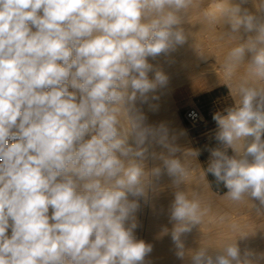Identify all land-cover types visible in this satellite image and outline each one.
<instances>
[{
	"label": "clouds",
	"instance_id": "obj_1",
	"mask_svg": "<svg viewBox=\"0 0 264 264\" xmlns=\"http://www.w3.org/2000/svg\"><path fill=\"white\" fill-rule=\"evenodd\" d=\"M192 2L0 0V264H143L152 246L134 236L139 204L129 196L145 194L149 136L168 148L160 159L177 188L187 171L174 158L179 149L165 143L167 130L145 126L135 106L168 85L162 71L149 78L148 58L185 42L179 25ZM244 3L225 15L233 33L255 35L229 51L226 79L250 58L230 89L234 104L212 115L222 147L209 150L207 172L231 200L251 196L264 206V6L252 14ZM208 211L174 193L177 257L185 256L181 234ZM189 257V264H251L236 242L215 256L201 247Z\"/></svg>",
	"mask_w": 264,
	"mask_h": 264
},
{
	"label": "bare ground",
	"instance_id": "obj_2",
	"mask_svg": "<svg viewBox=\"0 0 264 264\" xmlns=\"http://www.w3.org/2000/svg\"><path fill=\"white\" fill-rule=\"evenodd\" d=\"M220 2H224L225 5ZM237 4H241V0H193L190 7L182 13L179 27L184 29L186 37L194 30L208 33L216 49L195 53L193 50H188L183 43L175 45L167 54H161L155 59L148 58V62L153 65V72L149 73V78H153L155 71H162L169 78L168 85L149 93L148 103L142 104L138 100L135 107L143 115L145 126L153 129L163 126L167 130L165 143L179 149L175 152L174 158L179 159L184 165L187 177L177 188L173 182L174 178L168 175L160 159L162 155H170L168 148L159 142V135L149 136L146 141V146L151 150L152 155L150 157L152 165L148 171L149 190L139 198L129 196L130 200L137 199L139 204L138 210L134 213L137 224L134 236L137 240H139L140 222L142 218L146 220L145 243L152 246L151 253L145 257L147 264H189V256L199 248H208V253L215 256L227 243L233 242H236L240 248L242 260L247 259L251 264H264V206L251 196H245L241 201L234 202L226 195L220 198L211 195L205 178L198 170L195 156L187 150V145L180 144V140L171 130V113L167 100L169 90L190 84L197 79H201L208 86L223 82L232 87L234 82L246 73L250 55H246L245 62L236 69L233 81L226 79L224 72V62L229 51L249 36L243 29H241L242 38L231 31L225 10H227L226 6L233 7ZM243 6L251 7L253 12L257 13L264 3L261 0H247V3L241 5ZM213 15L215 20L210 21ZM153 96L156 98L152 99ZM121 120L122 123L127 124L123 116ZM130 139L133 140L130 137L129 142ZM157 167L161 172L159 175H153L152 171ZM178 190L186 192L189 198H198L202 207H209L200 224L191 226V231L181 234L180 240L185 253L183 259L176 255L178 249L172 240L176 222L170 219L174 193ZM221 217L223 220L220 219ZM214 224L217 227L215 225L214 228ZM234 224L237 226L235 229L232 227Z\"/></svg>",
	"mask_w": 264,
	"mask_h": 264
},
{
	"label": "rangeland",
	"instance_id": "obj_3",
	"mask_svg": "<svg viewBox=\"0 0 264 264\" xmlns=\"http://www.w3.org/2000/svg\"><path fill=\"white\" fill-rule=\"evenodd\" d=\"M261 1L264 3V0ZM221 3L224 4V2H220V4ZM230 8L231 7L229 5L226 6V9ZM242 8L247 9V11L252 14H255L251 7L243 6ZM247 34L249 36L255 35L254 32ZM210 36L211 35L208 33H202L194 30L189 33L184 43L188 50H193L195 53H201L206 50H214L216 48L212 44L213 40ZM230 89L231 87L223 82L215 86H208L201 79H197L190 84H184L172 88L169 90L167 98L171 113V130L180 140V144L187 145V150H190L192 153L195 151L200 152L198 157L194 155L198 170L201 171L203 177L205 178L211 195L216 198L225 196L228 189L224 186L223 182H217L215 177L211 173L207 172L210 160L209 150L222 147V145L215 140L216 123L213 121L212 115L213 113L223 111L224 108L230 107L234 104V98L230 94ZM188 108H195L201 113L202 124L195 129H188L182 119L183 111ZM125 126H127V124ZM129 143H133V140L130 139ZM145 147L147 148L146 159L144 161L145 171L147 172L145 177L146 193L149 190L148 171L152 165V161H150V157H152V155L151 150L146 146V144ZM227 152L230 156L234 155L231 149H228ZM191 171L192 170H189V172ZM224 207H226V205H224ZM140 223L141 225H139L140 230L138 233V239L145 242V236L147 234L146 231L144 232V230H146L145 218H142ZM215 225L216 224L213 225L214 228ZM147 262V258H145L143 264H147Z\"/></svg>",
	"mask_w": 264,
	"mask_h": 264
},
{
	"label": "built area",
	"instance_id": "obj_4",
	"mask_svg": "<svg viewBox=\"0 0 264 264\" xmlns=\"http://www.w3.org/2000/svg\"><path fill=\"white\" fill-rule=\"evenodd\" d=\"M190 113H195V115L191 116ZM182 119L188 129H195L202 124L201 113L195 108L185 109L182 114Z\"/></svg>",
	"mask_w": 264,
	"mask_h": 264
}]
</instances>
